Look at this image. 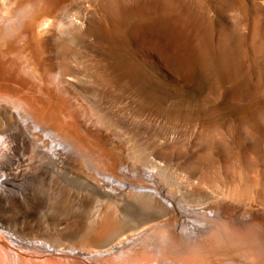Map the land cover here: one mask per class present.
<instances>
[{
  "label": "rangeland",
  "instance_id": "374dc122",
  "mask_svg": "<svg viewBox=\"0 0 264 264\" xmlns=\"http://www.w3.org/2000/svg\"><path fill=\"white\" fill-rule=\"evenodd\" d=\"M12 1L0 0V7ZM48 1L32 18L42 59L92 87L96 102L80 103V118L94 120L91 128L102 130L122 164L145 174L146 166L133 164L137 153L138 161L163 166L170 188L189 202L217 204L238 219L251 213L264 228V19L258 8L236 0L228 22L213 7L223 10L224 0ZM70 21L59 39L60 23ZM57 38L50 55L48 40ZM99 107L109 123L90 117ZM118 115L128 122L119 123ZM64 170L67 177L37 185L39 205L12 215L27 233L64 248L99 249L162 222L151 198L106 193L85 170Z\"/></svg>",
  "mask_w": 264,
  "mask_h": 264
},
{
  "label": "bare ground",
  "instance_id": "6f19581e",
  "mask_svg": "<svg viewBox=\"0 0 264 264\" xmlns=\"http://www.w3.org/2000/svg\"><path fill=\"white\" fill-rule=\"evenodd\" d=\"M224 1V9L218 10L215 5L214 11L230 22L229 11L237 9L238 4L236 0ZM245 2L251 9L258 8L264 19V0ZM48 6V0H15L0 7V99L9 102L0 100V264H264V228L253 214L238 219L217 204L198 207L186 199L184 192L170 188L163 166L144 164L134 152L133 164L146 166V173L122 164L103 141L106 135L102 130L91 128L93 119L80 118V103L92 106L96 102L90 97L92 87L54 61L45 63L35 42L32 18ZM245 6L242 3L239 9L247 16ZM63 22L58 27L59 39L69 33L73 21ZM26 38L29 41L23 44ZM58 38L48 40L50 55ZM27 47L33 52L30 58ZM100 107L98 113L88 115L98 123L109 121L108 113L105 118ZM124 119L128 120L118 115L119 123L126 124ZM66 166L93 175L106 193L151 198L162 222L99 249L64 248L27 233L12 215L26 214L39 205L42 200L34 198L37 185L67 177Z\"/></svg>",
  "mask_w": 264,
  "mask_h": 264
}]
</instances>
